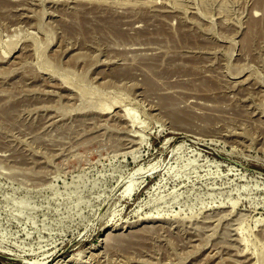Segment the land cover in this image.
Here are the masks:
<instances>
[{
    "label": "rangeland",
    "instance_id": "1",
    "mask_svg": "<svg viewBox=\"0 0 264 264\" xmlns=\"http://www.w3.org/2000/svg\"><path fill=\"white\" fill-rule=\"evenodd\" d=\"M264 0H0V264H264Z\"/></svg>",
    "mask_w": 264,
    "mask_h": 264
},
{
    "label": "bare ground",
    "instance_id": "2",
    "mask_svg": "<svg viewBox=\"0 0 264 264\" xmlns=\"http://www.w3.org/2000/svg\"><path fill=\"white\" fill-rule=\"evenodd\" d=\"M264 4V3H263Z\"/></svg>",
    "mask_w": 264,
    "mask_h": 264
}]
</instances>
